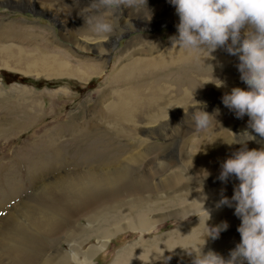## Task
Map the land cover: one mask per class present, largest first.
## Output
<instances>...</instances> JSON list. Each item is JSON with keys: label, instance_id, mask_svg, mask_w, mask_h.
<instances>
[{"label": "rangeland", "instance_id": "obj_1", "mask_svg": "<svg viewBox=\"0 0 264 264\" xmlns=\"http://www.w3.org/2000/svg\"><path fill=\"white\" fill-rule=\"evenodd\" d=\"M30 3L35 5L29 7ZM147 6L152 11L150 20L146 19L143 15H147L146 7L138 3L137 0H118V2L117 0H113L111 5H106L105 0H0L1 46L13 43V40L10 38L12 27H20L25 30L28 28L25 35H14V43L19 44L21 47L26 44L23 48L27 51L32 50L33 53H37L40 47L52 45L67 57L64 60L87 61L93 64L94 68L99 67L97 70L89 71L83 68L85 69V71L82 70L83 77L71 75L69 71L66 75L48 77L45 74H25L0 65V123L9 122V120L16 121L19 116L22 119L24 115L19 111L20 106L26 107L31 113H35V119H30L25 125H19L10 129L9 127H3L8 124L0 125V201L5 202L9 197L12 199V195L9 192V179L16 175L18 176L17 178L22 179L24 189L27 190L29 188L28 174L22 162L27 156L38 157L39 152L45 151V143L53 135L57 139L59 138L60 141H56V143L62 148L63 153L66 152L69 155L65 167H60L62 171L70 166L75 167L76 164L74 162L78 160L79 156H82L88 145H95V150L97 149L98 153L96 154H93V150L89 153V149L87 152L91 161L98 162L95 167L96 169L106 158V160H109V163L113 162L110 149L117 145H122V148L126 149L125 154H129L131 151L133 155L139 154L141 150L143 152L146 136L141 130V120L137 119L132 124L118 123L108 117V111L109 105L118 103L115 91L129 87L126 78L121 82L115 80L117 75L123 71V67L132 61V59L151 58L162 51L164 52L172 45L170 38L176 34L177 24L167 25L166 20L178 16L175 7L170 3V0H147ZM142 10L143 14L141 13ZM161 15H164L165 20L159 22ZM100 19L112 24V30L106 32L105 36L101 38V40H104L109 36L114 37L110 43L105 44L106 52H98L97 49L92 47L80 49L78 46L81 43L80 39H85L89 42L96 41L93 40L95 38L93 34H88L84 31L86 28L94 30L95 22ZM4 23L8 24L9 29H3L6 27L2 26ZM124 25L128 26V31L120 35L119 31ZM14 30L18 31L17 29ZM4 32L6 33L4 34ZM117 34L118 37L116 38ZM31 36L39 38V40L38 38L36 40L37 43H35V40H30ZM152 46H156V48H152ZM203 55L207 54L203 53ZM213 55L214 59L206 61L204 56L202 57L203 61L207 64L205 65L206 69L209 68L210 70L211 68V72L208 71L210 72L209 75L206 74L204 76L207 80H212L214 75L225 82L224 87L229 85L233 87L240 83L244 84L240 79V72L237 68L238 58L236 56L228 54L224 48H218ZM70 64H66L64 68L68 70ZM211 64L214 65V71ZM168 79L162 77L160 71L158 76L150 75L147 80L144 78L140 79V84L147 83L145 87L152 81L155 84L162 85L165 99L157 101L152 112L157 115L161 110L166 119L175 118V127L183 130V133H177L174 140L156 137L155 142L148 143L149 149L147 154L150 152L148 154L150 156L146 157L141 165L142 170H144L145 164H149L150 166L159 165L162 170V173H156V185L162 186L163 189L160 193L153 194L151 196L152 202L144 205L138 211L139 220H146L148 216L150 220L156 219L154 222L156 226L149 232L131 230L126 227L117 230V217L115 214H111L103 228L99 230L93 228V230L89 231L91 239L84 242L85 244L83 243L84 250H90L88 247L94 248L90 250L92 264H137L134 260L127 259V256L130 254L129 250L133 249V252L135 251L140 254L145 250L152 251L156 246L149 245L154 242L156 244L166 242L174 237L179 230L186 231L187 229L190 230L188 227L197 226L196 223L200 221L197 218L200 215H193L192 209L186 212L184 218H178L177 216L183 212L184 207L190 204L193 199H200L199 196L202 193H209L211 190L218 188L222 183L218 179L221 169L206 171L202 164L199 167L201 173L195 177V183L191 186L193 187L191 192L179 193L173 191L172 188L169 189L170 187L165 189L166 179L174 183L176 179H174L173 175H178L182 172L186 149L194 156L195 165L198 167V161L202 156V152L217 144H222L223 139H226V135L231 134V131L233 132V129L231 131L229 129L234 128V124L231 123V125L227 122L231 120L229 116L221 111L218 120L221 116L225 119L223 118L224 120L220 121V123L222 122L220 125L218 122L217 124L214 122L215 127L209 131L197 132L195 128H189L191 130H187V128L183 129V125L177 123L179 121L178 119L176 120V113L173 112L176 110L187 111L189 110L187 108L195 103V101L192 97L187 104H183L184 102L182 104L176 103L175 99L178 98L181 92L177 86L179 85L182 89V81L180 84H177L174 79ZM208 83H212L214 86L207 87L205 85L206 90H203V94L194 95L197 101L204 102L206 105L209 100H222V96L224 95L221 92L224 91V87L214 90L216 84L213 82ZM24 87L27 89L25 88V91H22ZM190 89L193 93L196 92L195 88H193L194 90ZM28 90L30 91L28 92ZM104 90L106 91L104 92ZM146 93L147 90L142 89L139 96L144 99ZM34 96L35 98H33ZM38 106L41 107L37 108ZM146 110H140L143 116ZM179 114H182V112ZM247 118L246 115L245 119ZM21 119L19 117L16 122H19ZM74 121L79 123L77 130L71 125V122L74 123ZM226 122L230 124L228 127L223 124ZM245 124L247 125L248 123H241V125L246 126ZM187 125L189 123L184 125V127ZM190 126L193 125L191 124ZM221 126L223 128L218 129ZM109 130L112 136L106 137L105 133L109 132ZM118 130H123L124 136H117L115 131ZM73 134L75 137H72ZM100 136H105V140L102 143L94 140ZM140 138L142 144L139 145ZM188 138L192 140L190 141ZM100 151H103V154H99ZM109 154L111 157L108 156ZM143 156H146V154L143 155L141 153L142 158ZM216 158L217 156H209V160L212 162H215ZM39 162H43L44 165L49 167L51 160H46L45 162V159H40ZM84 165V169L94 167H91V163ZM9 166L13 169H9ZM16 167H18L17 172L15 171ZM204 171L208 175L203 180V175H206V173H203ZM187 176L193 177L191 174H187ZM231 178L234 177H230L229 179ZM29 190L31 189L29 188ZM147 194L148 192H144L139 197H144ZM2 198L5 201L1 200ZM179 200L183 202L180 203ZM130 201L135 204L142 203L140 200L133 198ZM2 208L0 205V218L11 211L9 203ZM136 212L137 210L133 212L128 207L122 208L121 219L127 222L129 217L137 215ZM218 218L221 219V215H218ZM220 219L218 223H221ZM201 221L200 224L202 223ZM81 223L89 225L85 218L82 219ZM97 226L98 224H95V227ZM232 226L235 227L236 224ZM95 230H98L103 235V238L96 236ZM105 230H110V232L104 233ZM62 247L65 251L71 252L70 243L65 242ZM119 257H123V259L119 261Z\"/></svg>", "mask_w": 264, "mask_h": 264}, {"label": "bare ground", "instance_id": "obj_2", "mask_svg": "<svg viewBox=\"0 0 264 264\" xmlns=\"http://www.w3.org/2000/svg\"><path fill=\"white\" fill-rule=\"evenodd\" d=\"M33 5L35 4L30 3L29 7H33ZM164 20V15H161L159 17V22ZM178 20L179 17L177 16L176 18L166 20V24L175 25L178 23ZM2 26H6L3 28L4 30L9 29L6 23ZM127 27L128 26L124 25L122 28L124 30L120 29L121 32L119 31V34H125V31H128ZM14 29L18 31L16 32ZM27 29L12 27L10 30V38L13 40V43L4 46L0 45V58L2 57V59H0V65H4V67H9L25 74H45L48 77L66 75L68 71L71 75L83 77L82 72L85 71V69L87 71L99 69V67L94 68L92 66L93 64L87 61L79 62L69 60L71 62L70 64L68 60H64L67 57L52 45V47L50 45H46L45 47L39 46L40 48L37 53H33L32 50L27 51L23 48L26 44L21 47L19 44L14 43V35H25ZM0 32L2 33V30ZM84 32L93 34V36H95L93 40L96 41L89 42L85 39H80L81 43L78 45L80 49L92 47L97 49L98 52L104 53L106 52L105 44L110 43L114 38L113 36H109L101 40L106 32L98 33L95 29L89 30L86 28ZM5 33L6 32H4V34ZM115 37L117 38L118 34ZM30 38V40H35V43H37L36 40L38 37L31 36ZM152 48H156V46H152ZM203 56L201 52L189 51L171 45L164 52L162 51L151 58L132 59V61L123 67V71L115 78L117 82H121L126 78L129 87H124L115 91L118 103L109 105L108 117L122 124H132L137 119L141 120V130L146 136V144L143 147V152L141 150L139 154L133 155L131 151L129 154H125L124 152L126 149L122 148V145H114L115 147L110 149L113 162L109 163V160H106L107 158H103L105 161L100 164V168L98 167V169H96L95 167L98 162L91 161L87 152L88 149L89 153H91L92 150L93 154L98 152L96 151L97 149L95 150V145H88L85 152L82 153V156H79L78 160L74 162L76 164L75 167L70 166L62 171L60 167H65L69 155H67L65 151V153H63L62 148L56 143V141H60L59 138L57 139L53 135L45 143L44 148L46 150L42 151V153L39 152L38 157L27 156L23 160L22 163L26 167V172L28 174L27 180L31 190H29V188L27 190L24 189L25 187L22 183V179L17 178V175L15 177L12 176L13 178L11 179L8 178L9 192L12 195H10L12 199L9 197V199L5 201V199L2 198L1 200L5 202L0 201V205L4 208V206L9 203V209L11 211L0 218V264H92L90 250L94 248L88 247L90 250H84V242L91 239V233H89V231L93 230V228L98 230L103 228L111 214H115L117 217V230L126 227L131 230L149 232L155 228L156 223L154 222L156 219L150 220L147 216L146 220H139L138 211L144 205L152 202L153 199L151 196L153 194L160 193L163 189L162 186L156 185V173H162V170L159 165L150 166L149 164H145V168L142 170L141 165L143 164V160L150 156L148 155L150 152L147 154L149 149L148 143L155 142L157 139L156 137L174 140L177 133H183V130L175 127V118L166 119V116L161 110L157 115L152 112L157 101L165 99L162 85L155 84L152 81L145 87L147 83L140 84V79L144 78L147 80L150 75L158 76L160 71L161 76L165 77L167 80H169L168 78L174 79L177 84H180L182 81V89L179 85L177 86L181 92L178 98L176 97L177 99H175V101L178 104H182V102H184L183 104H187L193 95L203 94V90H206V86H214L212 83H204L205 81H209L204 76H206V74L209 75L211 68L210 70L209 68L206 69L205 65L207 64L203 61ZM66 64H70L68 70L64 68ZM229 86L222 87L224 89V91H221L222 94L230 92L233 87H236ZM237 86L246 87V85L242 83L237 84ZM25 88L26 87H24L22 91H25ZM190 88H195L196 92L193 93ZM217 88L219 87L215 86L214 90ZM142 89L147 90L144 99L139 96ZM29 91L30 90H28V92ZM105 91L106 90H104V92ZM33 98H35V96ZM39 107L41 106L37 108ZM19 108V111L24 115L22 119L21 116H19L21 119L19 122H16L18 117L16 121L9 120V122L5 121V123H0V125L8 124L3 127H9L10 129L12 127H18L19 125H25V123L35 117V113L29 112L26 107L20 106ZM217 108L220 109V113L222 111L229 116L231 120L227 121L228 123L234 124V128H230L229 131L233 129L234 133H239L247 127L248 124L244 126L241 125V123H248L249 118L245 119L246 115L243 118H238L232 110L224 106L221 99H215V101L209 100L206 105V111L208 112H213ZM143 109H147L144 116L141 114ZM187 109L189 110H176L173 113H176V120L178 119L179 121L177 123H181L183 129L187 128L188 130L189 128H194V124L191 119V111H193V109L190 106ZM181 112L182 114H179ZM178 115L181 116L178 117ZM223 118L224 117L221 116L219 122L225 119ZM227 122L223 123L226 127L230 125ZM188 123L189 125L184 127V125ZM215 123L217 124V122ZM191 124L193 126H190ZM220 124H222V122ZM71 125L74 126L76 130L79 127L77 121H74V123L71 122ZM214 127L215 124L213 123V126H210L207 130L209 131ZM221 128L223 127L221 126L218 129ZM115 132L117 136H124L123 130ZM105 135L106 137L112 136L110 135V130L106 132ZM232 136L233 133L231 132V134L226 135V139H224L231 140ZM72 137H75L74 134ZM104 137L105 136H100L94 140L102 143L105 140ZM189 140L191 141L192 139ZM81 142L83 143V141ZM138 144H142L141 138ZM100 146L103 147L102 145ZM261 146H264V139L259 137L248 143L249 148H258ZM240 147L241 145L239 144L230 146L224 142L222 144H217L207 151L202 152V156L198 161V167L195 165L194 156L186 149L182 172L178 175H173V177H175L174 179H176L174 183L166 179L165 189L170 187L169 189L172 188L173 191L179 193L191 192L193 190L191 186L195 183V177L197 174L201 173L199 167L202 166V164L206 171L210 169H221L222 162ZM141 153L143 155L146 154V156L142 158ZM99 154H103V151H100ZM108 156L111 157L110 154ZM209 156H217L215 162L210 161ZM40 159H45V162L46 160H51L49 167L43 164L44 161L42 163L39 162ZM18 163L20 164V162ZM87 163H91V167H94L91 169H84V164ZM17 168L18 167H16L15 170L16 172ZM9 169L12 170L13 168L9 166ZM187 174H191L193 177H189ZM237 183L238 181L235 178H231L226 182H222L218 188L211 190V192L203 193L206 196L204 207L210 210V219L207 220L209 214L203 207V200L193 199L190 204L184 207L183 212L177 217L184 218L186 212L192 209L193 215H200L197 220H202L201 224L199 221L196 223L197 226L188 227L190 230H179L174 237L166 242L159 244L154 242L149 245L156 246L152 251L145 250L140 254L135 251L133 252V249H131L129 250L130 254L127 256V259L130 258V260H134L137 264H191L192 258L187 255L185 249L199 247L204 243L202 234L208 230L206 229V223L209 226L220 224L218 223L220 219L218 215L222 217L220 222L223 220L227 221L229 227L221 231L217 239L213 240L208 238L206 244L203 246V251L207 252L211 249L227 257L230 250L240 241L241 237L237 228L241 220L234 214L233 207L222 206L217 208L216 203L221 198V194L231 197ZM144 192H148V194L140 198L139 195H142ZM201 195L199 196L200 198ZM131 198L140 200L142 203H132L130 201ZM179 202L182 203L183 201L179 200ZM125 207H128L133 212L137 210V215L131 218L129 217L127 222L121 219V210ZM84 218L87 220V223H89L88 226L81 223ZM95 224H98V226L95 227ZM233 224H236V226L233 227ZM98 230L94 231L96 232V236L103 238V235L99 233ZM109 232L110 230L104 231V233ZM65 242L70 243L71 252L63 249L62 246ZM122 259L123 257H119V261Z\"/></svg>", "mask_w": 264, "mask_h": 264}, {"label": "clouds", "instance_id": "obj_3", "mask_svg": "<svg viewBox=\"0 0 264 264\" xmlns=\"http://www.w3.org/2000/svg\"><path fill=\"white\" fill-rule=\"evenodd\" d=\"M112 2L105 0L106 5ZM137 2L146 7L147 15L143 10L141 13L150 20L152 11L147 0ZM170 3L179 17L176 34L170 38L172 46L206 53L205 61L214 59L218 48L238 58L240 79L246 87H233L222 96V103L238 118L245 115L249 118L247 128L239 133L231 131V140L223 139L230 146L239 144L241 147L222 162L218 179L226 182L234 177L238 183L231 197L221 194L216 203L217 208H234V214L241 220L237 228L240 241L227 257L211 249L204 252L207 239H217L221 231L229 227L227 221L214 226L206 223L208 230L202 234L204 243L185 252L192 258L191 264H264V146L248 147L257 137L264 139V0H170ZM94 29L98 33L109 32L112 24L100 19ZM212 68L214 71V65ZM213 77L204 83L224 86L223 80ZM193 100L191 119L197 132L207 130L214 122L220 125L219 108L208 112L204 102L197 101L194 95ZM203 173H206L204 180L208 173ZM200 199L204 207L206 196L202 193ZM206 210L208 220L210 210Z\"/></svg>", "mask_w": 264, "mask_h": 264}]
</instances>
